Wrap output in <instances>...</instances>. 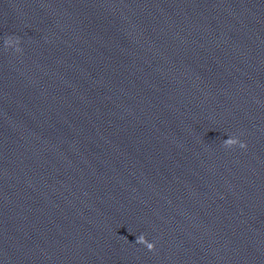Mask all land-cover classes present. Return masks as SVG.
Returning a JSON list of instances; mask_svg holds the SVG:
<instances>
[{"label":"clouds","instance_id":"9594fccd","mask_svg":"<svg viewBox=\"0 0 264 264\" xmlns=\"http://www.w3.org/2000/svg\"><path fill=\"white\" fill-rule=\"evenodd\" d=\"M20 41L18 38H12L9 37L5 40V47H14L15 46V51L20 52L21 49L18 47ZM239 146L240 148H246L247 145L243 142H241L238 138L236 137H230L226 140L223 141V146L226 148H232L234 146ZM136 243L144 245L149 251H154L155 250V244L152 242H149L145 235L141 234L136 237Z\"/></svg>","mask_w":264,"mask_h":264}]
</instances>
